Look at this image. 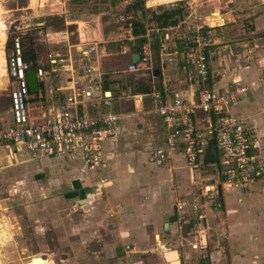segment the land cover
I'll list each match as a JSON object with an SVG mask.
<instances>
[{
	"label": "rangeland",
	"instance_id": "1",
	"mask_svg": "<svg viewBox=\"0 0 264 264\" xmlns=\"http://www.w3.org/2000/svg\"><path fill=\"white\" fill-rule=\"evenodd\" d=\"M212 7L223 12L227 9V0H0V128L9 121L3 65L12 31L21 33L24 54L32 53L41 62L48 50L64 51L68 45L79 41L94 43L97 55L102 52V45L111 43V54L99 57L100 66L105 71L119 70L113 76L118 75L125 83H134L136 88L142 85L137 73L122 71L128 57L119 54V45L128 43L130 50L136 51L141 43L130 33V23H141L145 29H161L153 16L165 9H179L173 19L178 20L179 29H183L204 22L203 16ZM241 11L237 14H242ZM210 19L218 25L224 21L222 16L220 21L216 15ZM207 30L211 41L214 36L229 39L227 60L233 58L234 39L227 29ZM252 41L258 51L264 50L260 34ZM211 46L210 52L215 55V47L212 43ZM209 61V73L214 72L216 61ZM117 100L115 108L121 115L115 121V126L119 127L115 135L116 150L114 156L109 153L104 163L108 166L105 176L109 179L100 190L94 188L88 204L76 202L83 195H70L66 190L68 185L63 187L64 183L51 178L53 164L37 167L34 164L39 162L30 158L25 150L8 156L0 148V206L3 208L0 214L6 216L2 217L6 221L3 229L10 235L0 244V264H27L30 256L41 260L42 264L45 260L41 257L50 259L51 264H124L123 256L131 249L132 240H118L119 246H113L111 243L115 240L111 238L116 237L117 230L124 232L129 225H134L132 219L136 215L131 208L135 199L128 197L136 195V204L141 200L155 205L163 200L165 203L168 198L173 212L175 198L197 197L198 182L208 183L215 177L216 168L201 158L197 175L192 174L188 179L189 169L176 152L170 154L164 165L150 164L148 147L164 146L165 128L160 116L150 109L148 98L143 99V105L137 109L131 101ZM255 139L257 137L252 136V140ZM69 164L80 167L86 172L84 176L90 174L79 161ZM88 181L82 182L93 185ZM249 192L253 195H247ZM204 204L208 224L207 231H203L206 246L201 252L195 251L189 244L191 238L184 240L174 233L173 241L181 242L179 251L183 248L186 252L184 256L180 252V261L210 264L208 254L214 251L216 259L212 264H264V243L258 247L251 244L258 238L257 232L264 240V188L222 189L220 198ZM249 210L250 217H247ZM189 216L193 219L195 214L190 211ZM150 222L145 218L138 224L149 229ZM196 229L193 228L194 235ZM117 257L122 260H116Z\"/></svg>",
	"mask_w": 264,
	"mask_h": 264
},
{
	"label": "built area",
	"instance_id": "2",
	"mask_svg": "<svg viewBox=\"0 0 264 264\" xmlns=\"http://www.w3.org/2000/svg\"><path fill=\"white\" fill-rule=\"evenodd\" d=\"M213 27L187 25L171 38L164 33L156 50L146 32L135 51L136 61L130 60L122 70L148 75V88L141 93H133L130 87L120 93L112 78L118 71L101 68L93 55L94 43L81 46L79 42L64 51L48 50L42 62L34 59L36 91L30 93L26 70L31 62L23 60L21 33L12 31L3 65L9 121L0 128V147L8 155L18 147L33 159L79 160L90 173L94 188L100 190L108 180L104 174L105 143L115 137V121L120 115L114 100L148 98L150 109L160 116L165 128L164 146L148 152L150 163L164 165L176 152L188 168L197 169L201 158L207 161L206 154L213 158L216 173L211 182H198L197 197L179 199L174 205L177 212L185 208L193 212L195 217L190 219L188 214L186 221L189 227L196 225L197 231L202 230L204 202L218 199L222 189L264 188V156L254 150L249 123L231 111L246 94L264 90V73L247 84L217 86L209 74L207 28ZM166 63L174 65L185 84L170 97L155 72ZM2 217L6 216L0 214L3 229L6 221ZM190 246L196 248L195 243Z\"/></svg>",
	"mask_w": 264,
	"mask_h": 264
},
{
	"label": "crops",
	"instance_id": "3",
	"mask_svg": "<svg viewBox=\"0 0 264 264\" xmlns=\"http://www.w3.org/2000/svg\"><path fill=\"white\" fill-rule=\"evenodd\" d=\"M217 10L218 12H215ZM238 10L239 11L242 10L243 13L237 14ZM208 14L209 16L206 19V16ZM215 15L219 17L220 21L222 20L221 16L224 18L222 25H218L215 20L210 19V16H215ZM203 18H204V22L198 25H203L204 27L208 25H214V26L218 25L215 27L217 28L221 27L223 30L227 29L226 32H228L231 35V38L234 39L233 46L235 48L233 49V55L235 56L227 60L229 45L226 43L227 40L229 39H222L221 37L211 36L213 38L211 43L215 47L214 48L215 55L213 52H210V48H212V46L210 45L208 48L209 60L213 59L216 61V69L214 72L210 70L209 74L210 77L216 81L217 86L228 87L232 85H237L238 83L247 84L250 83V81H252L258 75L264 73V50L258 51L257 47L252 41V38H255L256 35L259 36V34L261 35L264 41V0H227L226 10H223V12H221L217 7H212L211 10L209 9L207 11V14L204 15ZM211 21L213 22V24H209ZM225 24H228L229 27L223 28L222 26H225ZM146 30L147 32L150 30H155V34L153 36L156 38V43H158V41L162 39L164 33H167L169 35L168 37L171 38L172 36L175 35L176 32L181 31L182 29H179V21L177 20L175 24L167 25L166 27H162L161 29L150 27L147 28ZM250 38L251 40H249ZM81 42L83 41H79V45L81 46L89 44L88 42L85 43H81ZM110 45L111 43L109 44L108 42L102 45V52L99 55L96 54V47H95V52L93 55H95L94 57L97 58V61L99 63H100L99 57L107 56L111 54ZM114 46H116V44ZM119 46H120L119 54L121 55L127 54L128 62H129L130 55L134 53L135 50H130V45L128 43ZM212 55H214V57ZM157 68L158 70L157 71L155 70V72H157L156 79L159 85H161L163 89H165V95L167 97H170L174 90L185 87V84L182 82L181 79V74L177 73V71L174 69L173 64L166 63L163 68L160 67ZM110 71H119V70H110ZM113 75L114 74H112L113 82H117L119 84V87L121 89L119 91L120 93H123V91L127 87H130L133 93H141L140 88L143 86L148 88V75L146 73L136 74L137 78L142 84L140 86H136V88L134 87V83H129V82L125 83L120 79V77H118V75H115V77ZM141 75H145V76H141ZM114 93L118 94V91L115 90ZM123 99L126 101H131L134 108L137 109L143 105L144 102L143 99H145V97L142 98L141 101H132V99H126V98ZM117 101L114 100L115 110H116L115 107ZM147 103L149 104L150 107L151 104L150 100H148ZM231 111H233L237 115L242 116L249 123V125L251 126L253 136H256L258 140L257 141L255 139L253 141L255 145L254 150L255 152H259L264 156V142L262 141V139H264V90L254 91L249 95L243 96V98H241L240 101H238L235 105L231 107ZM118 129L119 127L115 126L116 133ZM109 144L111 146L108 149ZM156 147L158 146L156 145ZM0 148L2 149V152H5V154L8 155L2 147ZM151 149H152L151 147H148V151ZM12 150H13L12 154L13 153L17 154L19 151H21V149L18 147H14ZM105 150L108 151L105 160L108 159L109 153L114 156L116 150V136L113 139H109L105 143ZM208 154H206L207 157L206 162L207 163L209 162L208 164H211L213 158L210 154L209 155ZM34 160H37L39 162L38 164H34L37 167L39 165H45L47 163L48 165L53 164L54 167L50 169V172L52 173L51 178L56 177V179L59 180V183L60 182L64 183L62 184V186L68 185L69 187H67L66 190H68V193L70 195L72 196H75L77 194L83 195L82 198H86L87 202L82 204H88L90 202V197L94 195V190L96 189H94L93 185L90 184L85 185V182L83 183L82 181L89 180L92 184V181L90 180L91 175L88 174L87 176H84L83 174L86 172H83L80 167L69 164V162H76L79 160L69 161L61 158L55 159L48 157L36 158ZM63 164H65V166H63ZM107 168L108 166L106 165L104 167L105 175L107 173L106 171ZM188 169H189L188 170L189 176H187L188 179L192 178L191 177L192 174L195 176L197 175L196 174L197 169H190V168ZM107 179H109V177H107ZM253 188L260 189L256 185L255 186L253 185L251 187V189ZM174 195L176 196V193L173 191V196ZM220 195L221 193L219 194V197ZM247 195H253V194L252 192H249L247 193ZM143 197L145 198V196ZM128 198L135 199V204L131 208V210H133L134 214L136 215L132 219L134 225L133 224L129 225L130 227L128 228V230L124 232L117 230L115 234L116 237L111 238L112 240H115V242L111 243L113 244V246L114 245L119 246L118 245L119 242L116 243V241L118 240L126 241L128 239L132 240L133 245H135L134 247L132 245L131 249L125 251L126 254L123 256L124 264H184L185 259H183V261H180L179 255L181 252L182 256H184L186 252L183 248L181 251H179L180 250L179 244H181V242L179 240L173 241L172 238L174 233H177L176 236H179L184 240L191 238V240H189L190 241L189 244L190 245L192 243L196 244V248H194L195 251L197 250L198 252H201L204 250L206 246V237L203 235V231L205 233V231H207V226H208V224H206V219H205L206 215L203 220L204 227H202V230L199 231L195 230L197 232L194 235L193 228H195L196 225L189 227V222L188 220L186 221V217H188L187 215L189 214L190 211L187 208H185L184 212H177L174 207V211L172 212L171 205L167 202L168 198L165 200V203L163 200L160 203V205L150 204L149 202L146 201L141 202V200H139L140 203L136 204L137 201L136 198H138L136 195L134 197H128ZM179 199H183V198L180 197L178 199L175 198L174 203H176V201ZM250 212H251L250 210L247 212L246 214L247 217H250L249 215ZM141 215H143V217ZM145 218L151 220L150 222L151 225H148L149 229H147L146 225L142 226L141 224H138L140 222H144ZM251 219H253V217ZM191 234H193L191 237H186ZM184 235L186 236L184 237ZM259 235L260 233L257 232L256 236H258V238L256 237L255 243L254 242L251 243L256 247L262 246V244L264 243L262 236ZM155 236L156 238H154ZM100 244L102 245V243ZM103 244L106 245V242H103ZM161 245H165V249H161L160 248ZM213 254L214 251H210L208 254L210 264H212L211 261L213 259H216V257H214ZM111 256L114 257L113 254ZM186 256L184 258H186ZM41 258L45 260V264H51L50 259L44 257ZM29 259L31 263L29 262ZM98 259L102 260V257L101 258L99 257ZM116 260H122V259L121 257H117ZM200 263L201 262L198 261L196 264H200ZM27 264H42V261L36 259V257L31 258L30 256L28 258ZM207 264L209 263L207 262Z\"/></svg>",
	"mask_w": 264,
	"mask_h": 264
},
{
	"label": "trees",
	"instance_id": "4",
	"mask_svg": "<svg viewBox=\"0 0 264 264\" xmlns=\"http://www.w3.org/2000/svg\"><path fill=\"white\" fill-rule=\"evenodd\" d=\"M180 12L179 9H165L162 10L160 13L154 15L153 17L159 22L160 27H166L167 25L175 24L176 19H173V16L175 14H178ZM130 33L132 36L136 37L138 41L142 42L144 40L145 33L147 30L144 28V26L141 23L138 22H131L130 23ZM153 48L157 49V43L156 38L154 36H151ZM8 44H10V41L8 40ZM34 55L32 53H29L27 55L23 54V60L26 62H31L30 68L34 67ZM147 87L143 86L140 88V92H146ZM220 198V197H219Z\"/></svg>",
	"mask_w": 264,
	"mask_h": 264
},
{
	"label": "water",
	"instance_id": "5",
	"mask_svg": "<svg viewBox=\"0 0 264 264\" xmlns=\"http://www.w3.org/2000/svg\"><path fill=\"white\" fill-rule=\"evenodd\" d=\"M215 26H217V25H215ZM154 34H155V30H150L147 32L148 36H153ZM136 59H137V54L134 52L130 55V60L136 61ZM26 80H27L29 92L30 93L35 92L36 91L35 71L32 68H29L26 70ZM77 202L86 203L87 200H86V198H81V199H78Z\"/></svg>",
	"mask_w": 264,
	"mask_h": 264
},
{
	"label": "bare ground",
	"instance_id": "6",
	"mask_svg": "<svg viewBox=\"0 0 264 264\" xmlns=\"http://www.w3.org/2000/svg\"><path fill=\"white\" fill-rule=\"evenodd\" d=\"M7 237H9L8 233L0 228V242L2 243ZM161 249H165V245H161Z\"/></svg>",
	"mask_w": 264,
	"mask_h": 264
}]
</instances>
